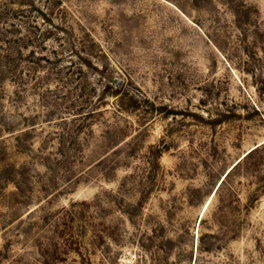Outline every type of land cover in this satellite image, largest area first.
Listing matches in <instances>:
<instances>
[{
  "label": "rangeland",
  "instance_id": "obj_1",
  "mask_svg": "<svg viewBox=\"0 0 264 264\" xmlns=\"http://www.w3.org/2000/svg\"><path fill=\"white\" fill-rule=\"evenodd\" d=\"M0 264H264V0H0Z\"/></svg>",
  "mask_w": 264,
  "mask_h": 264
}]
</instances>
